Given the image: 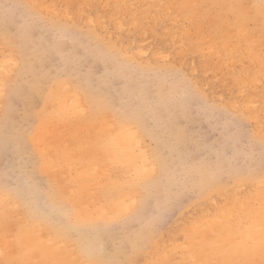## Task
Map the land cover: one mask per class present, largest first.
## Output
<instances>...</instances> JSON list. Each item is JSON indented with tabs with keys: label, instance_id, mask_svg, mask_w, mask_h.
Here are the masks:
<instances>
[{
	"label": "rangeland",
	"instance_id": "1",
	"mask_svg": "<svg viewBox=\"0 0 264 264\" xmlns=\"http://www.w3.org/2000/svg\"><path fill=\"white\" fill-rule=\"evenodd\" d=\"M245 5V2L237 4L235 12L253 28V22L249 20L251 13L246 11ZM98 10L101 11L96 16L108 15L107 8L98 7ZM213 12L203 22L197 19L189 21L180 12L173 15L165 23L169 31L181 29L175 42L170 39L169 32L161 28L163 24H158L157 29L149 22L146 13L134 16L146 29L145 34H140L137 27L127 23L121 29H115L105 17L101 20L104 28L89 23L88 19L95 15H79L71 0H0V56L11 50L16 57H23V64L32 62L35 53L40 57L31 69H34L31 74L36 77L24 73L22 64H18L14 78L17 96L7 95L10 111L3 130L6 146L0 149V186L24 195L30 189L36 198L43 199L39 202L35 198L37 204L43 206L46 201L43 193L51 184L60 196L73 200L70 204L75 207L73 212L80 216L82 210L75 202L76 198L83 202L95 198L103 207L118 206L120 204H107L102 200L105 187L112 183H142L148 179L149 176L132 177L124 171V163L118 157L119 150L113 141L119 125L108 110L101 111L91 124L83 120L85 114L71 112L64 116L59 112L61 101L67 95H79L76 85L84 83L92 90L102 92L112 108L121 107L128 114L138 108L149 134L166 133L169 136L166 139L172 140L179 130L184 142L179 152H172L169 156L172 168L177 172L176 182L169 190V200L166 201V192L161 189L157 194H150L140 208L134 206L120 212L103 211L87 219L89 225L105 228L109 235V239H103L101 243L103 248L98 247L92 252L104 249L109 253L114 248H122L126 251L127 260L118 264H152L164 249L181 244L182 229L188 218H197L212 208L213 200H223L218 190L207 199L199 200L200 196L193 187L199 180V174L185 179L180 175L181 168L219 169L221 182L230 184L228 175L231 171L244 172L250 166L256 168L260 146L264 144L263 136L257 133L254 123L244 113L226 106L232 94L226 89L225 82L222 84V75L203 72L201 47L195 52H187L188 47L180 44L182 40L186 44L195 43L196 37L192 35L195 28L206 38H223L222 28L211 29V22L216 17ZM224 24L225 27L229 25ZM172 42L173 46L169 48ZM104 50L109 53L110 59L106 58ZM20 51H25L22 52L24 55ZM236 61L239 63L246 59L238 57ZM4 67L14 68L11 73H0V76L10 80L16 67L8 60L4 62ZM29 80L37 81L43 88L50 87L44 93L45 106L41 95L40 98L29 97ZM205 80L207 84H203ZM156 83L165 85V94L158 93ZM58 87L61 89L57 90ZM140 91L141 95H138ZM220 92L222 96H218ZM36 108L48 112L49 118L43 128L33 133L35 119L32 109ZM107 124H110L109 127H106ZM51 131L54 136L60 135L61 139L54 148L45 151L43 140ZM95 137H100L103 142L108 138L112 140L111 151L95 147ZM143 139L150 150L166 151L170 144L159 142L158 145L155 139L146 135ZM21 140L22 153L25 154L22 158L16 152V141ZM89 167L95 169L87 170ZM76 183L81 185V190L73 199ZM233 191L234 188L228 192ZM130 195L131 192L126 194L125 202L129 201ZM7 198L8 193L6 195L0 190V250L6 255L13 253L16 259L12 263L3 262L0 256V264H53L50 257L20 243L24 232L33 229L37 233V230L22 225L24 214L19 215L20 207L11 206ZM137 210L139 216L136 220L124 223V218L128 219ZM58 224L71 236L67 237L69 240L65 239V243L77 248L75 242L79 239L68 232L66 221L60 218ZM50 225L45 227L50 229ZM137 230H142L144 238L132 249L125 234Z\"/></svg>",
	"mask_w": 264,
	"mask_h": 264
},
{
	"label": "bare ground",
	"instance_id": "2",
	"mask_svg": "<svg viewBox=\"0 0 264 264\" xmlns=\"http://www.w3.org/2000/svg\"><path fill=\"white\" fill-rule=\"evenodd\" d=\"M243 2L246 4V11L251 13L249 20H252L253 28L244 23V19L235 12L236 5ZM71 3L79 15L83 13L95 15L94 18L88 19L89 23L93 22L101 26V20L105 17L104 19H109L112 22L115 29H121L127 23L137 27L140 34H145L146 29L140 26L134 16L146 13L149 16V22L157 29H159L158 24H163L161 28L167 30L168 35L171 36L170 39L175 42L180 37L181 29L169 31V27L165 23L171 20L173 15L180 12L189 21L197 19V21L203 22L208 20L210 12L214 10L213 14L216 17L214 22H211L213 26L211 29L215 31L219 27L222 28L223 38L219 39L214 36L206 38L203 32L195 28L192 32V35L196 37L195 43L186 44L182 40L180 44L188 47L187 52H195L197 48L201 47L200 65L203 72H211L216 76L221 74L222 84L225 82L226 89L232 94L228 98L226 106L230 110L244 113L246 118L254 123L257 133H260L264 139V0H71ZM98 7L100 9L107 8L108 15L101 16V18L96 16L101 11L98 10ZM224 23L229 25L225 27ZM101 27L104 28V26ZM172 46L173 42L170 43L169 48ZM141 49L140 52H142ZM104 51L107 55L106 58L110 59L109 53ZM153 56L156 57L154 54ZM238 57L245 58L246 61L238 63L236 61ZM32 58V62L23 64V57H19V55L16 57L11 50H6L0 56V73H11L14 69L4 67V62L7 60L13 64V67H16L14 75L10 80L8 79L9 81L7 77L0 76V149L5 143L4 123L7 121L8 111H10L7 95L15 94L17 91L14 78L18 72L19 63L22 64L24 73L34 76L31 74L34 69H31L34 68V62H38L40 57L35 53ZM28 82L29 97L40 98L41 95L44 97L41 100L45 106L44 93L50 87L43 88L35 80ZM60 82L62 83V81ZM207 83V80L203 82V84ZM63 84L66 83L63 82ZM155 87L158 93L165 94V85L156 83ZM76 88L80 96L67 95L59 104V112L64 116L71 112L85 114L83 120L91 124L101 111L108 110V113L119 125V128H116L113 141L119 150L118 157L124 163V171L130 173L132 177L149 176L148 179L142 183H128L126 184L128 186L112 183L105 187L102 190V200L107 204H120L114 207H103L102 203L95 198H88L87 202L79 201L76 196L79 195L81 185L76 183L72 198H76L75 202L82 210V212L79 210L80 216L73 212L75 207L70 205L73 200L68 201L60 196L58 190L54 186L51 187V184L47 185V191L43 193V198L46 199L43 206L37 204L39 199L25 186L28 189L25 191V195L17 190H7L2 186H0V190L5 191L6 195L8 193L7 199L11 206L18 205L20 207L21 213L18 214H24L22 225L37 230V233L33 229L24 232L20 237V243L23 246L31 247L40 255L50 257L53 264L122 263L127 260L126 251L122 248H114L109 253L104 252V249L92 252L98 247L103 248L101 243L103 239L108 240L109 235L107 229L100 228L96 224L91 226L87 219L94 215H100L103 211L109 213L124 211L127 208L129 210L134 206L140 208L150 194H157L161 189L166 192V201H168L169 190L176 182L177 174L172 168L169 156L172 152H179L180 146L184 143L182 134L178 130L175 138L172 139L173 142L166 139L169 138L166 133L149 134L145 119L140 116L138 108L132 109L131 114H128L121 107H117L118 109L110 107L106 103L105 96L99 90H92L93 88L91 89L84 83L76 85ZM60 89V87L57 88V90ZM138 95H141V91L138 92ZM218 96H222V93L220 92ZM32 114L35 119L33 133H36L43 128L49 114L45 110L42 111L41 108L32 109ZM102 124L105 125V122ZM128 124L133 126L130 127ZM109 125L107 124L106 127ZM47 134L43 140L45 151L54 148L55 143L61 139L58 134L54 136L52 131ZM145 135L155 139L158 145L159 142L170 143L167 150H150L143 139ZM111 141L108 138L103 142L98 137L94 145L100 150L111 151ZM20 142L22 140L16 141V152L22 158L25 154L22 153ZM101 146L102 148H100ZM258 154L256 168L250 166L244 172H230L228 175L231 180L230 184L221 182L219 169L203 171L200 168L181 165L183 167L180 170V175L183 178L191 179L194 174H199V180L193 184L200 196L199 200L207 199L216 190L220 191L219 196L223 197V200L220 202L213 200L212 208L197 218H188L182 229V243L174 248L164 249L160 257L152 264H264V144L260 146ZM55 162H58L56 157ZM90 168L95 169V167H89L87 170ZM25 188H23V192ZM232 188L235 191L228 192ZM130 192L131 197L128 202H125L126 194ZM35 198L38 200L35 201ZM136 216H139L138 210L128 219L126 218L127 220L124 218V223L136 220ZM60 218H63L68 224V232L73 233L79 239L75 242L77 248H71L65 243L66 240H69L67 238L69 235L59 227L58 220ZM49 224H51V228L47 229L45 226ZM142 233V230H137L125 234V239L127 238L132 249H135V246L144 238ZM3 254L1 249L0 256L3 257V262L12 263L13 259H16L13 253ZM86 256L87 258H85Z\"/></svg>",
	"mask_w": 264,
	"mask_h": 264
}]
</instances>
